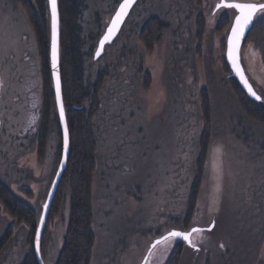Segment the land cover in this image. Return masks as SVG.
<instances>
[{
	"label": "rangeland",
	"instance_id": "374dc122",
	"mask_svg": "<svg viewBox=\"0 0 264 264\" xmlns=\"http://www.w3.org/2000/svg\"><path fill=\"white\" fill-rule=\"evenodd\" d=\"M120 1L83 0L79 19L84 51L92 45L85 55V81L100 80L92 118L97 147L88 264H140L155 238L192 227L201 229L192 234L196 247L182 244L178 264H264V124L243 113L222 62L221 41L226 43L235 9L217 8L221 0H136L116 38L94 59ZM200 15L204 33L198 42ZM223 15L229 22L217 31ZM151 16L164 28L147 50L139 32ZM241 61L264 105V63L252 42L243 44ZM38 67L24 12L16 0H0V180L39 206L36 227L60 159L56 130L42 159L35 149ZM201 88L210 100L211 138L197 201L187 218L202 128ZM66 207L65 202L45 224L44 264H56ZM14 220L0 204V240L13 227L0 250V264H20L31 247L30 230ZM176 241L157 243L145 264H165Z\"/></svg>",
	"mask_w": 264,
	"mask_h": 264
},
{
	"label": "trees",
	"instance_id": "16d2710c",
	"mask_svg": "<svg viewBox=\"0 0 264 264\" xmlns=\"http://www.w3.org/2000/svg\"><path fill=\"white\" fill-rule=\"evenodd\" d=\"M30 26L39 57L38 82L39 99L35 107L37 116L35 149L38 158L46 153L47 141L51 130H56L58 142L56 156L61 153V131L56 111V102L50 72V20L47 0H16ZM59 17V71L61 93L69 133V154L56 193L52 200L46 224L55 218L63 204H67L66 225L56 264H88L94 243L92 230V179L96 167V137L92 118L96 112L97 93L100 80L92 85L84 77L86 53L90 54L92 45L84 51V42L80 16L84 8L83 0H57ZM229 22L227 15L221 16L216 30L220 31ZM164 22L156 16L148 17L142 23L139 38L147 50L158 43ZM197 39L201 42L204 33V20L200 15L197 21ZM245 42H252L261 54L264 63V15L252 24ZM224 41L221 47L224 48ZM223 68L229 72L227 83L238 98L243 113L258 123L264 124V105L249 97L231 74L226 59L222 58ZM202 128L198 138L197 167L190 189L191 198L187 206V218L192 214L196 203V194L205 166L207 148L211 138V106L206 88L198 93ZM0 204L14 220V225L24 223L29 233V252L20 264H38L33 249V234L36 229L38 207L27 203L14 193L13 189L0 180ZM51 219V220H50ZM13 225V226H14ZM7 236L0 240V250L5 245ZM45 230V228H44ZM43 230V233H44ZM40 251L42 248V241ZM181 243L178 242L168 256L165 264H178Z\"/></svg>",
	"mask_w": 264,
	"mask_h": 264
},
{
	"label": "water",
	"instance_id": "95a60500",
	"mask_svg": "<svg viewBox=\"0 0 264 264\" xmlns=\"http://www.w3.org/2000/svg\"><path fill=\"white\" fill-rule=\"evenodd\" d=\"M135 1L136 0H132L131 6L133 5V3ZM47 2H48L49 20H50V53H49L50 72H51L52 85H53V91H54L55 102H56V110H57L58 122H59L60 131H61V153H60L59 163H58V166H57L56 171L54 173V176L52 178V181L50 183L48 192L46 194L45 201L42 204L41 213H40V216H39L38 224H37V227H36V230H35V234H34V238H33V249H34L38 264H44V261H43V259L41 257V253H40L41 237H42V233H43V230H44V227H45V224H46V220H47V216H48V212H49L52 200H53L54 195L56 193V190H57L61 175H62L63 171L65 170V167H66V164H67V160H68V154H69V133H68V144H67V146H65V142H64L65 127H67V131H68V125H67V121H66V117H65V110H64L63 119H61V116H60V103L62 102V104H63L62 93H61V80H60V102H58L57 98H56V74L57 73H58L59 78H60V71H59V17H58V40H57V47H58L57 67L54 70L53 69V65H52L51 7H50V4H49V0H47ZM123 2H124V0H121L118 3L114 13L111 15V17L109 19V22L106 25L103 33L100 35V37H99V39L97 41V45L95 47V50L93 52V58L94 59H97L103 53L105 46L107 44L111 43L115 39V37L117 36V34H118V32H119V30L121 28V25H122L124 19L126 18L131 6L128 8L127 13L122 18L120 24L117 26L116 31L112 34V36L108 40H106L104 42L103 46H101L100 41L107 34L109 27H111L112 20L114 19L116 12L119 10L120 4L123 3ZM222 3H256V2L237 1V0H221V2L218 3V4H222ZM235 11H236L235 16H236V15L239 14V12L236 9H235ZM57 12H58V8H57ZM256 15L253 17L252 23L245 29L244 37L241 38V41L239 43L238 51L235 53V55L237 57V62H236L235 66L233 64V61L229 59L228 54H227L228 53L227 38H228L229 35H231V28H232L233 24L235 23V16L233 17L232 23L230 25V28H229V31H228V34H227L226 43H225V59H226L228 65L230 67L231 74L233 75V77L236 78V80L238 81L240 86L246 91V93L249 95V97L257 101L259 99H257L256 97L257 96L259 97V95L257 94V92L255 91L253 85L251 84V82H250V80H249V78H248V76H247V74L245 72V69H244V66L242 64V61H241V48H242L243 42L245 41V38L247 37V34H248L252 24L254 23V21L256 19ZM97 52H99V55H97ZM245 80L247 81V83H245ZM249 86L251 87L252 91L255 92V94H256L255 96H253L249 92ZM63 109H64V105H63ZM193 228L200 229V227H192V228H190L187 231L186 230L185 231L184 230H179V229H172V230L166 232L165 234L155 238L151 242V244L149 245V248H148V250H147V252H146L145 256L143 257V259H142L140 264H145L149 252L157 244L156 241H162L161 238L164 237V236H167V234L169 232L178 231V232H181V233H189V232H191V230ZM208 228L210 229L211 226H209ZM177 238H179L181 240H184L187 245L192 246V243L190 244L188 242V240H185L183 238V236H179ZM190 239H191V237H190Z\"/></svg>",
	"mask_w": 264,
	"mask_h": 264
},
{
	"label": "snow or ice",
	"instance_id": "6c2138e0",
	"mask_svg": "<svg viewBox=\"0 0 264 264\" xmlns=\"http://www.w3.org/2000/svg\"><path fill=\"white\" fill-rule=\"evenodd\" d=\"M49 4L51 7V42H52V65L55 70L57 67V56H58V12H57V0H49ZM132 0H124L123 3L120 4L119 10L116 12L114 19L112 20L111 27H109L107 34L100 41L101 46H103L104 42L108 40L112 34L116 31L117 26L120 24L122 18L126 15L128 8L131 6ZM217 8L226 7L229 9H236L239 14L235 16V23L231 28V35L227 38L228 43V57L233 61L234 66L237 62V57L235 53L238 51L239 43L241 38L244 37L245 29L252 23L253 17L259 12L264 13V3H222L217 4ZM99 55V52H97ZM245 83L247 81L245 80ZM249 92L255 96V92L252 91L249 86ZM56 98L57 101L60 102V78L58 73L56 74ZM260 99V97H256ZM60 116L61 119L64 117V109L62 102L60 103ZM65 146L68 144V131L67 127H65V135H64ZM201 229L193 228L189 233H181L178 231H171L161 238V240H168L172 237L183 236L185 240L191 244L192 241L190 239L192 232H199ZM161 241H156V243H160ZM195 247V245H192Z\"/></svg>",
	"mask_w": 264,
	"mask_h": 264
},
{
	"label": "flooded vegetation",
	"instance_id": "af4514ba",
	"mask_svg": "<svg viewBox=\"0 0 264 264\" xmlns=\"http://www.w3.org/2000/svg\"><path fill=\"white\" fill-rule=\"evenodd\" d=\"M105 75H106V72L103 71V77H104ZM192 234H193V233H192ZM192 234H191V241H192ZM176 239H177V241H176L177 243L180 242L181 244H185V242H184L183 240L178 239V238H176ZM192 244H194V243L192 242ZM153 248H154V247H153ZM153 248H152V249H153ZM152 249H151V251H152ZM151 251H150V253L148 254V257H147V259H146V262H147V260L149 259V256H150V254H151Z\"/></svg>",
	"mask_w": 264,
	"mask_h": 264
}]
</instances>
